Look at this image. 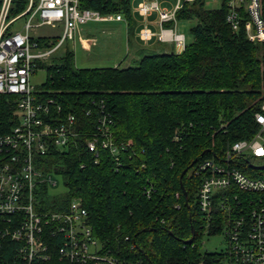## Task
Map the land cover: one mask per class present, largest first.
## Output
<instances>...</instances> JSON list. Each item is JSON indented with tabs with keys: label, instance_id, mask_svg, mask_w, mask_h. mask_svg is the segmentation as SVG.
Listing matches in <instances>:
<instances>
[{
	"label": "trees",
	"instance_id": "1",
	"mask_svg": "<svg viewBox=\"0 0 264 264\" xmlns=\"http://www.w3.org/2000/svg\"><path fill=\"white\" fill-rule=\"evenodd\" d=\"M25 7V0H13L9 18ZM80 7L122 14L128 36L134 34L130 0H80ZM226 12L224 0L218 9L195 2L177 12V21H195L193 41L179 54H147L127 68L76 69L73 52L66 50L58 62L39 64L45 81L37 87L38 99L52 100L51 111L58 106L61 118L72 114L80 133L63 149L52 147L37 158V169L60 177L66 189L43 200L42 187L40 203L79 201L93 235L113 256L142 264H218L222 252L201 253L199 243L204 232H221L223 214L200 211L202 175H195L196 167L213 160L264 180V168L251 167L263 160L225 161L234 142L256 134L254 114L264 101V44L249 42L243 28L232 31ZM13 110L0 96V134L15 124ZM99 115L108 117L113 140L128 146L119 162L106 150L95 156L86 147ZM235 193L232 207L239 202L244 213L264 211V190ZM16 248L0 240V264ZM49 264H60L54 250Z\"/></svg>",
	"mask_w": 264,
	"mask_h": 264
},
{
	"label": "built area",
	"instance_id": "2",
	"mask_svg": "<svg viewBox=\"0 0 264 264\" xmlns=\"http://www.w3.org/2000/svg\"><path fill=\"white\" fill-rule=\"evenodd\" d=\"M26 7L9 18L13 0H0V96L13 105L15 124L0 134V240L17 244L16 252L4 264H49L54 250L60 264H142L113 256L99 243L88 224L87 212L77 200L69 204H41L42 187L46 197H60L54 192L56 182L37 169V158L50 148L63 149L80 136L72 114L52 113L53 101H40L32 76L39 64L50 59L65 42H74L81 27L90 22H123L122 14H102L80 7V0H25ZM215 0H139L131 13L140 18L136 37L147 44L154 40L181 53L186 47L184 35L176 32V13L195 2ZM222 4L223 0H219ZM225 22L232 31L243 28L251 43L264 44V0H224ZM171 4V8H169ZM168 5V6H167ZM154 17V18H153ZM24 19L21 27L15 23ZM153 26L155 30H151ZM57 28L58 37H43L39 43L33 29ZM57 43L52 45V39ZM84 43V40H81ZM89 115V112H87ZM258 130L250 140H238L226 151L225 161L256 158L264 161V101L254 114ZM89 152L106 150L119 162L128 146L113 140L110 121L99 115L96 130L86 139ZM202 175L197 203L208 217L218 209L223 214L220 230L227 248L218 264H264V211L254 208L244 213L236 191L258 193L264 180L251 178L228 163L206 160L196 167ZM232 201V202H233ZM212 214V215H211Z\"/></svg>",
	"mask_w": 264,
	"mask_h": 264
},
{
	"label": "rangeland",
	"instance_id": "3",
	"mask_svg": "<svg viewBox=\"0 0 264 264\" xmlns=\"http://www.w3.org/2000/svg\"><path fill=\"white\" fill-rule=\"evenodd\" d=\"M139 0H130L131 8L134 9ZM220 1H209L205 4L207 9H218ZM168 6V5H167ZM171 8V4L168 6ZM133 16V15H132ZM134 17V16H133ZM154 18V17H153ZM135 19V18H134ZM136 20V19H135ZM24 19L15 23V27H21ZM137 21V20H136ZM140 19H138L137 24ZM195 24L194 20H181L176 23V32L184 35L187 44L193 41L191 28ZM137 27V26H136ZM135 30V29H134ZM60 30L51 27H42L40 29H33L31 35L33 37H59ZM134 34L127 36L126 24L116 22H90L81 27L79 35L75 37L74 42H65L56 53L46 60V64L51 62H58L66 50L72 51L74 58L73 64L76 69H91V68H105V67H119L127 68L135 66L137 61L152 53H165L170 51V46L165 44H158L156 40L146 45L141 53L134 54V46L141 45L134 38ZM84 40V43H81ZM45 81V70L40 69L32 76L31 82L36 87H39ZM56 182L54 192L60 195L65 193V187L60 177H53ZM227 245L224 240V235L218 232L214 235H207L203 233L199 243L201 253H221L224 252Z\"/></svg>",
	"mask_w": 264,
	"mask_h": 264
},
{
	"label": "crops",
	"instance_id": "4",
	"mask_svg": "<svg viewBox=\"0 0 264 264\" xmlns=\"http://www.w3.org/2000/svg\"><path fill=\"white\" fill-rule=\"evenodd\" d=\"M133 16H134V18L138 21V19H140L138 16H137V14L136 13H133L132 14ZM135 20V21H136ZM137 21H136V28H135V30H134V32H135V35H134V39L135 40H137L141 45H139L138 47H136V45L134 46V49H133V53L134 54H138V53H141L143 50H144V48H145V46L146 45H148V44H150V43H147V44H144V43H141L139 40H138V38L136 37V32H137V30H138V28H139V26H138V24H137ZM116 23H121V22H116ZM123 23V22H122ZM126 24V23H125ZM149 28L151 29V30H155V28L153 27V26H149ZM126 30H127V24H126ZM79 35V34H78ZM127 36H128V31H127ZM170 51H172L171 50V47H170Z\"/></svg>",
	"mask_w": 264,
	"mask_h": 264
},
{
	"label": "water",
	"instance_id": "5",
	"mask_svg": "<svg viewBox=\"0 0 264 264\" xmlns=\"http://www.w3.org/2000/svg\"><path fill=\"white\" fill-rule=\"evenodd\" d=\"M252 168H254V169H262V168H264V165L263 166H251Z\"/></svg>",
	"mask_w": 264,
	"mask_h": 264
}]
</instances>
